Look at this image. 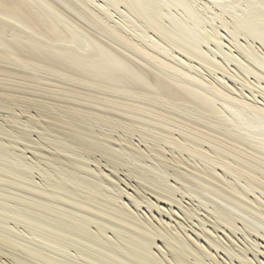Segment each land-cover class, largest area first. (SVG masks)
<instances>
[{"label": "bare ground", "instance_id": "obj_1", "mask_svg": "<svg viewBox=\"0 0 264 264\" xmlns=\"http://www.w3.org/2000/svg\"><path fill=\"white\" fill-rule=\"evenodd\" d=\"M3 109L19 264H264V0H0Z\"/></svg>", "mask_w": 264, "mask_h": 264}, {"label": "rangeland", "instance_id": "obj_2", "mask_svg": "<svg viewBox=\"0 0 264 264\" xmlns=\"http://www.w3.org/2000/svg\"><path fill=\"white\" fill-rule=\"evenodd\" d=\"M5 109H3V110H0V129H2V133L4 134L3 136H0L1 138V140H3L4 142H6V143H9L10 144V146H12L14 149H12V151H17L18 153H21L24 157H26V159L27 160H32L33 158H35V159H33V160H36V158L37 157H35V156H33L35 153H34V151H33V146L32 147H30L31 146V144H27V143H23L22 144V142H20L19 140H18V138L16 137V133H19V132H21V131H23L24 130V128L22 127L21 128V126H19V127H16V126H18V125H16V124H12L9 120H8V115H9V113H10V111L11 110H7V111H4ZM9 111V112H8ZM5 112V113H4ZM11 113H12V111H11ZM11 115V114H10ZM9 115V116H10ZM25 117V118H24ZM27 117V115L25 116V115H20V118H21V120H23L24 119V121L27 119L26 118ZM16 129V130H15ZM21 129V130H20ZM14 131V132H13ZM25 131H27L26 129H25ZM25 131H23V132H25ZM16 132V133H15ZM12 133V134H11ZM15 133V134H14ZM33 134H32V139L34 138V139H36L37 140V138H38V136H39V134H40V132L39 131H37V130H34L33 132H32ZM36 133V134H35ZM15 136H14V135ZM12 135V136H11ZM14 136V137H13ZM35 136V137H34ZM15 139V140H14ZM19 141V142H18ZM17 142V143H16ZM29 146V147H28ZM23 150V151H22ZM27 151V152H26ZM32 157V158H31ZM104 169V168H103ZM104 170H106V171H108L109 169H107V168H105ZM120 175H116L115 177L116 178H118V179H122V178H125L126 176H125V174L124 173H122V172H120L119 173ZM126 184H124V186H125ZM132 186L134 185V184H131ZM126 188H129V186H125ZM133 187H131V188H129L128 190H129V192L131 193V192H133L134 190L132 189ZM145 193V195L149 198H151L152 200L153 199H155V197H153L150 193H148L147 194V192H144ZM143 193V194H144ZM126 199H127V197H126ZM183 205H188L189 204V202L187 201V200H183ZM186 203V204H185ZM160 206L161 207H164V209H170V211L171 212H169V213H171L172 215H173V220L167 215V214H163L162 215V218H164V220H172L174 223H176V221H180L181 223L183 222V223H185V226H188V227H190V226H194L195 228H197L193 223H190L189 221L188 222H186L185 220H183V218H181L179 215H177L175 212H177V207L176 206H170V208H169V204H167V203H165V202H160ZM172 207V208H171ZM142 213H144V211H146L147 209H146V207L145 206H142ZM146 209V210H145ZM171 209H173V210H171ZM155 214L157 215V212L155 211ZM200 215H202L201 217L202 218H206V219H208L206 216H205V214H203V213H200ZM180 217V218H179ZM209 220V219H208ZM185 221V222H184ZM197 221V220H196ZM184 225V224H183ZM185 226H184V228L183 229H186L187 231H189L190 233H193L189 228H185ZM208 227H210V228H213L212 227V225H210V224H208L207 225ZM198 229V228H197ZM219 233H218V235L221 237L222 236V238L224 237L225 239H226V241L227 242H230V244H233V246H235L236 247V245L238 246L239 244H241V237L243 238V236L241 235V233H238L235 237H234V240H236V242L234 241V243L233 242H231L230 241V239H228V237H226V234L223 232V231H218ZM0 233H5V234H7L6 232H4V231H2V230H0ZM194 235H195V233H193ZM10 235H13V234H10ZM21 239H26V237L25 236H22V237H20ZM201 239V238H200ZM202 240V242H205V240L204 239H201ZM259 240H261V241H259V242H263L262 241V239H260L259 238ZM240 242V243H239ZM239 243V244H238ZM241 245H243V243L241 244ZM239 247V246H238ZM259 248L261 249L260 251H264V244H261V246H259ZM2 249V251H3V253L0 251V264H19L20 263V261L18 262L17 260H15L14 261V259H13V257H11V256H13V253H15L14 251H12V250H9V249H7V248H0V250ZM5 250V251H4ZM256 251V250H255ZM5 253V254H4ZM250 254V256H249V258H253V254L252 253H249ZM219 257H220V259H222V256H223V253H222V255H218ZM260 263H264V253H261L260 255ZM25 262V261H24ZM24 262H22L23 264H26V263H24ZM21 263V264H22Z\"/></svg>", "mask_w": 264, "mask_h": 264}]
</instances>
